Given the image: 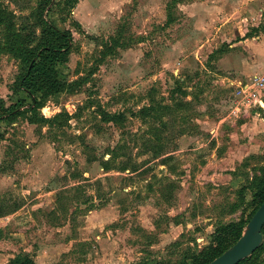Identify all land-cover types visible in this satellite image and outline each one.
I'll use <instances>...</instances> for the list:
<instances>
[{
  "label": "rangeland",
  "instance_id": "obj_1",
  "mask_svg": "<svg viewBox=\"0 0 264 264\" xmlns=\"http://www.w3.org/2000/svg\"><path fill=\"white\" fill-rule=\"evenodd\" d=\"M2 2L21 15L37 0ZM248 2L79 0L72 18L57 19L74 35L60 72L86 80L41 108L48 118L68 111L64 128L27 117L0 122V242L16 248H7L15 255L1 264L20 254L35 264H192L187 256L207 246L217 226L248 216L250 190L248 205L235 211L233 205L263 171L264 112L237 113L228 80L264 65V53L256 59L255 52L264 48V7ZM113 36L123 45L98 62ZM20 72L18 61L0 52V98L7 105L31 101L15 89ZM176 77L188 83L187 100H198L183 128L165 133L163 154L145 153L149 126L132 111L149 104L151 89L167 99ZM102 109L125 119L108 122ZM124 143L119 152L139 168H104ZM122 161L127 156L113 165Z\"/></svg>",
  "mask_w": 264,
  "mask_h": 264
},
{
  "label": "trees",
  "instance_id": "obj_2",
  "mask_svg": "<svg viewBox=\"0 0 264 264\" xmlns=\"http://www.w3.org/2000/svg\"><path fill=\"white\" fill-rule=\"evenodd\" d=\"M17 2V0H12ZM79 0H37L36 5L28 14L18 15L15 9L10 8L0 0V52L6 53L18 61L21 72L15 83L16 91H22L31 99L28 103L26 99H19L9 105L3 98H0V122H14L20 117H27L29 122L44 125L50 124L52 128H64L69 124L71 114L68 111H61L48 118L42 115L41 108L46 104L51 96L60 93L74 94L82 86L86 77H80L73 81L62 76L60 68L67 63L74 50V35L71 29L62 28L58 25L57 19L61 23H66L72 18L73 9ZM22 11L24 7H19ZM169 10V7H168ZM54 15V17H52ZM168 23L174 21V17L169 13ZM77 25V24H76ZM79 27V24H78ZM112 41V43H111ZM108 44L104 43L106 49L101 52L98 62H103L111 54L113 47L122 46L120 37H111ZM214 57V55H212ZM212 57V58H213ZM188 83L182 77L175 78V87L170 90V96L157 98L156 90L151 89L149 104H144L137 111H132V115L140 118L149 128L146 132L151 136L144 138L145 149L143 152L163 154L166 148L164 139L168 138L165 133L171 130L180 129L184 122H187L189 113L194 109V100L198 97L194 95V100H187L191 92L187 89ZM104 119L108 122L121 123L125 119V114L108 113L101 110ZM185 131H180L184 134ZM85 143V141H83ZM126 148V144L113 148L111 158L103 161L104 168H118L122 171L139 168V163L129 160L127 152H119ZM125 155L128 161H122L116 167L114 161ZM260 175L255 176L250 185L240 189L242 195L239 201L234 203L233 211L243 206L246 201L245 192L250 190L252 199L248 207L251 211L246 218L239 221L231 220L217 226L211 235V241L203 249L187 256L192 264H206L220 256L230 248L243 234L244 228L255 211L264 202V168ZM17 209V207H16ZM16 209L6 211L5 214L14 212ZM264 236V227H263ZM264 241L260 247L249 257L238 264H264ZM12 264H35L29 254H20L12 261ZM179 264H187L181 262Z\"/></svg>",
  "mask_w": 264,
  "mask_h": 264
},
{
  "label": "water",
  "instance_id": "obj_3",
  "mask_svg": "<svg viewBox=\"0 0 264 264\" xmlns=\"http://www.w3.org/2000/svg\"><path fill=\"white\" fill-rule=\"evenodd\" d=\"M264 227V202L246 224L243 234L230 248L206 264H238L252 255L262 244Z\"/></svg>",
  "mask_w": 264,
  "mask_h": 264
},
{
  "label": "built area",
  "instance_id": "obj_4",
  "mask_svg": "<svg viewBox=\"0 0 264 264\" xmlns=\"http://www.w3.org/2000/svg\"><path fill=\"white\" fill-rule=\"evenodd\" d=\"M230 84L235 88L237 104L235 111L249 113L257 107L264 108V73L248 79H238Z\"/></svg>",
  "mask_w": 264,
  "mask_h": 264
},
{
  "label": "crops",
  "instance_id": "obj_5",
  "mask_svg": "<svg viewBox=\"0 0 264 264\" xmlns=\"http://www.w3.org/2000/svg\"><path fill=\"white\" fill-rule=\"evenodd\" d=\"M253 1L254 0H251V1L249 0L248 5L250 7H252V6L253 7H257V6L264 7V3L263 4L261 3L259 5V2H257L256 0L254 2ZM244 46H245V48L247 50L250 51V53H253V50L251 49V46H249V47H248V45H244ZM258 47H259V45H258ZM258 47H256V50H255V52L258 53V55L256 56V59H258L259 53L260 54H263L264 53V48L261 49V46L259 48ZM242 72H244L243 74H246V75H235L236 77H234V78H228V80H231L229 82H234L235 80H238V79H248V78H251L252 76H254L256 74H262V73H264V65H261V64L257 65L256 64V65H253V66H249L248 69L243 70ZM242 72L239 71L238 73L239 74H242ZM256 109H259V110H261V111L264 112V108H262V107H257ZM262 126L264 127V124L261 123L258 126V129H260ZM7 248H9V249H11V248L16 249L15 247L9 245V243H2V245H1V242H0V264L3 263V259L5 258L4 256H9L8 258H13L14 255H15L13 252H11V250H9ZM2 250H5V252L2 251Z\"/></svg>",
  "mask_w": 264,
  "mask_h": 264
}]
</instances>
